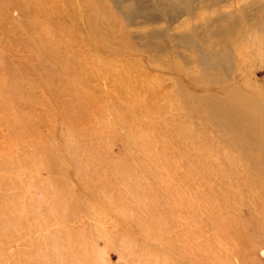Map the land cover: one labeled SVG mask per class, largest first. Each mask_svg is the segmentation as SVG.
I'll use <instances>...</instances> for the list:
<instances>
[{
  "label": "rangeland",
  "instance_id": "1",
  "mask_svg": "<svg viewBox=\"0 0 264 264\" xmlns=\"http://www.w3.org/2000/svg\"><path fill=\"white\" fill-rule=\"evenodd\" d=\"M0 264H264V0H0Z\"/></svg>",
  "mask_w": 264,
  "mask_h": 264
}]
</instances>
